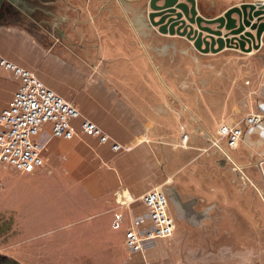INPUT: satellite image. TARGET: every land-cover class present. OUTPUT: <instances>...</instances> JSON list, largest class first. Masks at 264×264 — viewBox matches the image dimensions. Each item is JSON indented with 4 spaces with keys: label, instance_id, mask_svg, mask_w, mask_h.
Listing matches in <instances>:
<instances>
[{
    "label": "crops",
    "instance_id": "obj_1",
    "mask_svg": "<svg viewBox=\"0 0 264 264\" xmlns=\"http://www.w3.org/2000/svg\"><path fill=\"white\" fill-rule=\"evenodd\" d=\"M228 1L233 4L232 0ZM6 2L13 10L5 15L0 13V57L33 71L113 140L129 147L114 151L111 143L101 144L98 139L85 135L71 140L50 138L47 126L40 134L41 140L48 141L45 166L33 173L14 170L13 179L5 182V214L12 220L11 234L13 225L16 233L23 232L27 217L37 214L39 204H25L22 199L29 195L37 198L48 186L54 200L49 201L52 212L46 217L58 223H67L72 217L86 219L107 214L112 224L119 203L130 198H135L133 213L143 214L145 207L139 198L161 188L170 197V211L177 221L189 226L207 224L214 229L220 225V231L235 225L231 221V210L237 208L235 202L229 199L200 207L197 197L191 200L178 189L176 171L165 166L162 156L166 142L158 138L164 140L172 134L174 98L183 102L185 96L175 90L178 75L167 69L165 57L171 54V47L163 48L156 40L145 38L149 30L139 24L141 20L136 14L127 13L118 0ZM176 55L180 56L178 51ZM17 88L18 81L8 78L0 67V111ZM256 100L252 111L264 106V76ZM244 140L249 147L261 146L264 154V126ZM169 183L175 186L168 187ZM235 191L236 187L215 190ZM129 220L127 213L126 226ZM178 230L170 238L156 239L144 255H130L123 244V234L121 264L257 262L254 253L242 250L250 249L247 238L224 235L218 250L211 252L206 242L192 247L179 245V240H175ZM41 254L38 253L42 257H37V264H49ZM17 260L30 263L23 253Z\"/></svg>",
    "mask_w": 264,
    "mask_h": 264
},
{
    "label": "rangeland",
    "instance_id": "obj_2",
    "mask_svg": "<svg viewBox=\"0 0 264 264\" xmlns=\"http://www.w3.org/2000/svg\"><path fill=\"white\" fill-rule=\"evenodd\" d=\"M213 1L198 0L201 12L209 17L231 5L230 1L218 0L216 4ZM119 3L123 5V2ZM138 3L126 2L124 7L127 13L138 15L132 6L135 9L138 5L143 7L145 0ZM127 4L130 6L127 7ZM147 5L143 7L144 13L150 9ZM156 34L151 35L156 38L149 40H156L160 46L159 42L164 40L172 39L176 43L181 41L178 42V49L171 48V54L165 57V61L168 71L178 75L175 90L185 93L183 102L174 98L171 123L176 130L172 129V134L164 140L158 138L166 142V152L162 156L165 166L168 170L176 171L178 189L190 199L197 197L200 207L229 199L237 206L231 210V221L235 225L223 231L218 230L220 225L214 229V226L207 224L189 226L176 220L179 230L175 240H179V245L189 247L197 243L204 245L206 242V247L213 252L220 247L219 241L224 235H235L236 239L247 238L250 249L242 250L254 253L257 259L254 264H264L263 149L261 146L249 147L245 140L233 150L226 146L225 140L219 141L222 149L213 144L219 140L218 129L221 124L238 123L252 112L264 76V51L245 53L226 49L220 53L203 54L185 38ZM177 51L180 55L178 57ZM186 133L190 138L185 144L182 137ZM12 171L11 168L0 166L1 262L16 264L12 263L15 260L22 264L17 259L23 253L30 260L29 264H37V257H42L38 253H42L44 262L49 264H121L123 230L113 229L107 214H97L86 219L72 217L67 223L50 220L46 217L52 212L48 206L49 201L54 200L53 192L48 190L50 186L38 194L37 198L29 195L22 199L25 204H39L37 214L27 217V222L23 223V232L16 233L13 225L14 233L11 234L12 220L5 214L7 199L4 187L5 182L13 179ZM172 185L175 186V183H169L168 187ZM228 187H236V191L215 192L216 189ZM14 199L13 196V202ZM17 201L21 202V198ZM217 205L226 206L224 203ZM15 220L13 217L14 223Z\"/></svg>",
    "mask_w": 264,
    "mask_h": 264
},
{
    "label": "built area",
    "instance_id": "obj_3",
    "mask_svg": "<svg viewBox=\"0 0 264 264\" xmlns=\"http://www.w3.org/2000/svg\"><path fill=\"white\" fill-rule=\"evenodd\" d=\"M0 67L7 72L8 78L18 81L13 97L0 111V166L20 173L42 169L46 164L48 141L41 140L40 134L47 126L50 138L71 140L85 135L98 139L101 144L111 143L114 151L129 149L113 140L96 122L83 116L75 104L48 87L33 71L4 57H0ZM263 126L264 106H260L238 123L221 124L219 140L213 144L222 149L219 141L225 140L229 149H236L246 137ZM182 138L186 144L190 136L186 133ZM139 201L145 207L143 214L133 213L131 207L135 198L122 200L113 213L111 224L115 230L124 229V244L130 255H144L156 239L170 238L177 228L170 211L169 196L163 189H152ZM127 213L130 220L126 226Z\"/></svg>",
    "mask_w": 264,
    "mask_h": 264
},
{
    "label": "water",
    "instance_id": "obj_4",
    "mask_svg": "<svg viewBox=\"0 0 264 264\" xmlns=\"http://www.w3.org/2000/svg\"><path fill=\"white\" fill-rule=\"evenodd\" d=\"M120 1L140 3L142 0ZM232 1L233 4L219 14L209 17L201 12L198 0H145L144 5L150 9L139 24L150 29L155 36L159 33L185 38L203 54L220 53L226 49L245 53L262 51L264 0ZM132 10H135L133 6ZM136 13L141 18L140 12Z\"/></svg>",
    "mask_w": 264,
    "mask_h": 264
},
{
    "label": "flooded vegetation",
    "instance_id": "obj_5",
    "mask_svg": "<svg viewBox=\"0 0 264 264\" xmlns=\"http://www.w3.org/2000/svg\"><path fill=\"white\" fill-rule=\"evenodd\" d=\"M118 1H120V0H118ZM121 2H123V1H121ZM126 2H128V1H126ZM126 2H124L123 3V5L122 6H125V3ZM130 5L129 4H127V7H129ZM143 7H144V5H143ZM143 7H137L134 11L136 12H141L140 14H141V16H144L145 15V13H144V8ZM13 9H12V7H10V4L9 3H5V0H0V13H1V15H5L7 12H9V13H11V11H12ZM139 20H142V17L140 18L139 17ZM149 31V35L148 36H146L145 38H150V39H154V38H156V37H152L151 35H152V32H150V29H148ZM160 44H161V46H163V48L164 47H174L175 46V44L177 45V43L175 42V41H173L172 39L170 40H164L163 42H159ZM184 48H187V47H184ZM168 194V193H167ZM169 196V195H168ZM169 200H170V197H169ZM171 202V201H170Z\"/></svg>",
    "mask_w": 264,
    "mask_h": 264
},
{
    "label": "trees",
    "instance_id": "obj_6",
    "mask_svg": "<svg viewBox=\"0 0 264 264\" xmlns=\"http://www.w3.org/2000/svg\"><path fill=\"white\" fill-rule=\"evenodd\" d=\"M12 263L20 264L18 261H15V260ZM0 264H7V262H1L0 261Z\"/></svg>",
    "mask_w": 264,
    "mask_h": 264
}]
</instances>
